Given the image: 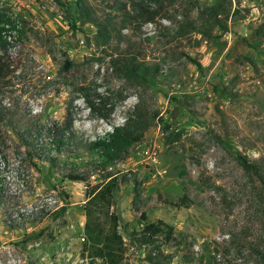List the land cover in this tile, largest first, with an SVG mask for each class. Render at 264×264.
Masks as SVG:
<instances>
[{"label":"rangeland","instance_id":"1","mask_svg":"<svg viewBox=\"0 0 264 264\" xmlns=\"http://www.w3.org/2000/svg\"><path fill=\"white\" fill-rule=\"evenodd\" d=\"M75 1L0 0L15 22L0 45V264H107L83 247L88 185L108 174L122 264H154L132 235L154 222L176 236L157 264H264V0H84L108 35L70 25ZM126 56L147 79L118 72ZM136 110L155 119L125 159L88 147Z\"/></svg>","mask_w":264,"mask_h":264},{"label":"trees","instance_id":"2","mask_svg":"<svg viewBox=\"0 0 264 264\" xmlns=\"http://www.w3.org/2000/svg\"><path fill=\"white\" fill-rule=\"evenodd\" d=\"M150 1L157 2L158 0ZM71 5L73 4H70V6ZM74 5L79 16L75 17L70 15V11H68L69 14L67 16L70 25L74 29H78L77 20L82 19L83 22L95 23L98 27V33L104 35L109 34V25H104L99 20L95 19V16H93V13L84 0H76ZM138 6L140 8L139 11ZM208 9L214 12L213 14L216 17L220 15L219 5L210 6ZM134 11L136 13L134 17H139V15L143 16L147 13V21L154 19V13L149 11V6L146 7L144 2L134 6ZM6 25L15 27V22L7 13L0 11L1 46H5L8 43L3 34ZM121 59L122 62L120 63L118 72L122 73L123 76L131 79V76H137L138 74L141 76V79H147L146 71L141 69L142 66H140L141 64H139L136 58L126 56ZM71 65L72 62L67 59L64 63V69L68 70ZM140 71H142V73H140ZM8 72V65L0 58V77L7 76ZM86 95L93 113L99 114L100 109L96 107L93 100H90L89 94ZM150 119V121L154 120L155 116H151ZM150 121H148V119L146 120L143 113L136 110L124 124L116 125L112 131H108L104 136L89 141L88 147L92 150H100L103 160L107 163L123 160L128 156L130 148L143 139ZM166 126L167 131H169L171 126L168 124ZM175 138L178 137L171 134L167 137V141L174 142ZM57 141H59V143H64L62 136H59ZM244 165L247 169L254 167L248 162H244ZM67 177L73 181H87L88 176L82 172H78L70 173ZM120 181L117 175L108 174L101 182L88 185L86 191L87 199L84 205L86 220L84 225L83 255L90 257L92 261L102 259L107 264H122L124 259L127 243L119 231L120 216L113 210L116 205L115 193L120 186ZM65 210L66 206H63L60 212H64ZM39 235L41 236V234ZM132 235H135L133 237L134 241H138L141 245L150 248L146 259L151 263H161L163 260L172 257V255L166 254L163 251L162 244L164 242H159L160 236L166 237V242L176 240L175 229L172 225L164 222L147 223L143 230H135ZM262 259L264 261V254H262Z\"/></svg>","mask_w":264,"mask_h":264}]
</instances>
